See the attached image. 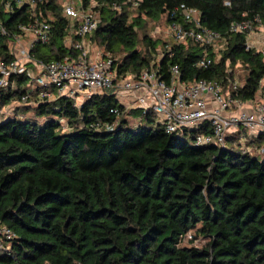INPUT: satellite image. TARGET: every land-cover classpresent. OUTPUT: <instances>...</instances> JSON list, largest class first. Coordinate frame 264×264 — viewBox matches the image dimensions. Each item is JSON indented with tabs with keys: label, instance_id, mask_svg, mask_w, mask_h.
Returning a JSON list of instances; mask_svg holds the SVG:
<instances>
[{
	"label": "trees",
	"instance_id": "16d2710c",
	"mask_svg": "<svg viewBox=\"0 0 264 264\" xmlns=\"http://www.w3.org/2000/svg\"><path fill=\"white\" fill-rule=\"evenodd\" d=\"M79 1L75 8L100 22L87 40L112 60L117 80L151 66L167 80L177 65L183 82H215L242 102L264 93V53L247 48L248 32L230 30L239 22L264 28V0ZM182 6L223 40L222 50L207 51L206 69L196 66L205 54L198 44H162L158 53V41L139 40L147 21L189 28ZM34 22L51 27L49 42L31 51L35 59L74 57L77 23L57 0H0L1 62L12 60L20 27ZM237 66L246 73L241 83ZM30 84L27 74L13 76L0 91V109L12 107L0 120V225L15 235L2 240L0 264H264V136L240 129L225 148L197 146L208 124L167 134L154 113L126 110L110 92L79 108L64 96L21 103ZM199 238L206 243L198 248Z\"/></svg>",
	"mask_w": 264,
	"mask_h": 264
},
{
	"label": "built area",
	"instance_id": "2783aa9c",
	"mask_svg": "<svg viewBox=\"0 0 264 264\" xmlns=\"http://www.w3.org/2000/svg\"><path fill=\"white\" fill-rule=\"evenodd\" d=\"M17 5H34V0H14ZM134 6L137 0H129ZM10 3H6V8ZM65 17L77 23L75 35L78 40L71 44L74 57L64 58L49 63L37 60L31 51L37 44L46 45L50 39L51 27L45 22H34L20 30L29 35L26 46L21 44V37L15 38L10 46L12 60L0 61V91L8 88V79L13 76L27 74L31 78L30 88L21 97V103L53 101L62 96L74 101L79 108L83 102L95 94L114 93L122 98L123 107L140 109L143 114L154 113L158 122L167 134L183 130L198 129L208 124L210 134H198L195 138L197 146L226 147V136L240 129L246 131L247 137L264 136V93L259 92L252 101L242 102L224 93L215 82L199 80L185 83L181 80V72L177 65L168 68L167 80H162L157 67L142 71L137 77L127 76L116 79L111 69L109 57H93L90 42L87 40L99 26V20L89 11L77 10L72 5L63 6ZM181 16L185 24L169 25V31L176 44L191 41L204 48L205 54L197 62L198 68H208L212 60L207 51L223 49V40L215 32L202 28L199 24L198 12L181 7ZM231 32L245 33L253 31L248 22L231 25ZM247 48L249 47L247 43ZM236 89V85H233ZM127 100V101H124ZM133 105H138L133 107ZM0 109V114L8 115L12 111ZM92 128L99 129L96 124ZM112 126H106L107 130ZM264 155V145L259 149ZM15 235L5 226L0 225V249L2 240L10 241Z\"/></svg>",
	"mask_w": 264,
	"mask_h": 264
},
{
	"label": "rangeland",
	"instance_id": "374dc122",
	"mask_svg": "<svg viewBox=\"0 0 264 264\" xmlns=\"http://www.w3.org/2000/svg\"><path fill=\"white\" fill-rule=\"evenodd\" d=\"M57 3L60 6H65V5H72L74 7H77L80 5L79 0H57ZM139 40L141 41L144 35H147L150 37L152 41H158L160 43V46L158 47V53L162 51V44H164L166 47H170L173 43L174 40L172 38V35L169 31V26H167L165 22V18L157 21V22H151L147 21L142 29H138L137 31ZM28 33L24 37H21V44L26 46L28 43L29 39ZM248 45L249 47L255 49L258 52H263L264 53V28L260 27L257 30H253L249 35H248ZM143 45L142 43H139L138 50L143 51ZM43 50H46L45 48H42ZM90 50L91 54L93 57H101L104 55V50L99 47L97 41H92L90 42ZM160 55V54H159ZM123 55H118L115 59L120 60ZM160 59V56L157 57L156 60ZM234 75L235 79L237 80L238 83H241L243 81L244 76L246 75L243 67L237 66L234 69ZM119 80V79H118ZM138 105H133V107H137ZM8 106H3L1 109H6ZM12 107L8 109L11 110ZM3 114H0V120L6 119ZM9 115V114H8ZM132 124L136 125V121H132ZM256 153V152H252ZM192 234L187 235L186 240H190L192 237ZM206 241L204 239H197L194 243L193 246L195 247H202L204 246Z\"/></svg>",
	"mask_w": 264,
	"mask_h": 264
},
{
	"label": "crops",
	"instance_id": "0c3cea01",
	"mask_svg": "<svg viewBox=\"0 0 264 264\" xmlns=\"http://www.w3.org/2000/svg\"><path fill=\"white\" fill-rule=\"evenodd\" d=\"M118 101L121 103V104H123V100H122V98L120 99V98H118ZM124 101H127V100H124ZM124 105V104H123Z\"/></svg>",
	"mask_w": 264,
	"mask_h": 264
}]
</instances>
